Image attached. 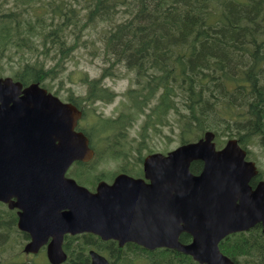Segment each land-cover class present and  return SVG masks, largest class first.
Instances as JSON below:
<instances>
[{"label": "trees", "instance_id": "trees-1", "mask_svg": "<svg viewBox=\"0 0 264 264\" xmlns=\"http://www.w3.org/2000/svg\"><path fill=\"white\" fill-rule=\"evenodd\" d=\"M80 9L88 21L111 25L100 37L107 61L101 75L131 81L125 93L130 112L116 118L97 116L94 123L106 135V144L121 143L124 135L117 132L127 125L124 118L136 119L132 112L144 114L143 128L155 131L172 112L180 143L210 130L218 146L227 138L237 139L248 158L250 146L264 147V0H0V76L9 75L23 85L37 82L49 90L46 82L64 70L74 48L69 34L77 29ZM87 76L79 74L89 84L85 100H113L112 91L97 85L101 78ZM70 99L85 120L81 101ZM142 159L139 155L136 160ZM91 163L77 162L71 176L80 184L96 181L99 176H94ZM201 167V161H194L190 169L198 173ZM15 222L14 212L0 202V264H21L23 242L7 240ZM79 237L70 240L64 264H89L91 248L106 252L113 264H198L175 250H147L134 243L119 247L110 241L104 246L93 235ZM179 239L187 243L190 236L182 233ZM218 246L234 264H264L260 225L227 235Z\"/></svg>", "mask_w": 264, "mask_h": 264}, {"label": "water", "instance_id": "water-1", "mask_svg": "<svg viewBox=\"0 0 264 264\" xmlns=\"http://www.w3.org/2000/svg\"><path fill=\"white\" fill-rule=\"evenodd\" d=\"M80 116L37 82L0 77V201L17 209V226L31 237L25 252L46 245L49 262L60 264L64 234L88 232L119 246L177 250L199 264H234L219 242L257 224L264 232V180L251 185L258 170L236 139L217 150L206 131L166 154L145 156L143 177L120 173L90 191L65 176L73 161L93 155L74 129ZM194 161L202 162L196 174ZM182 233L190 242L180 241ZM89 255L91 264H110L94 250Z\"/></svg>", "mask_w": 264, "mask_h": 264}, {"label": "rangeland", "instance_id": "rangeland-1", "mask_svg": "<svg viewBox=\"0 0 264 264\" xmlns=\"http://www.w3.org/2000/svg\"><path fill=\"white\" fill-rule=\"evenodd\" d=\"M76 7H79V5ZM77 14L80 17L77 18L79 24L76 26L77 29H71L69 34V44L73 45L74 48L68 54L64 70L58 72L51 81H47L46 86L50 88L49 90L51 92H56V95L64 101L69 98H77L81 101L84 111L87 113L86 120L81 121L82 128L91 132L92 144L100 149L101 155L100 158L91 163V170L95 177L101 176L104 180L108 181L111 179V173L113 172L117 173L121 169L137 170L138 165L135 164V161L139 155H145L154 151L165 153L178 146L180 143L179 125H177V117L171 112L169 113V119H167L168 122L157 125L156 131L148 128L146 125L143 128L144 114H135L132 112V114L136 115V119H129L130 116L126 115L127 117L125 116L126 118L124 120H127V125L124 126L120 133L117 132L118 135H124L123 138L121 137V143L114 140L113 144H106V135L97 132L94 123H96L97 116L116 118L122 112H125V114L128 111L130 112V110L126 109L128 101L125 93L131 86V81L128 77L115 76L105 78L103 83L109 91L114 93L113 100H96L93 102L85 100L86 94L89 91L88 84L80 80L79 74L84 75L86 73L89 80L101 75L103 65L107 61L103 60L105 51L103 50L100 37L105 35V32H107V29L111 25L107 21H88L86 12L82 9L77 11ZM95 133H99V135ZM112 134L113 131L110 135ZM139 148L141 149L140 152ZM250 149L252 150V155L249 159L256 160L257 164L262 168V176L264 178V147L252 145ZM107 150L112 151L114 154L108 155ZM109 175H111L110 178ZM85 177L86 173H84L82 179ZM95 185V179L86 182L87 187L94 188ZM17 234L11 232L7 240H15L18 243L20 239L17 237ZM18 246L20 247V244ZM22 246L23 243H21ZM21 249L18 255L19 259H21L22 255ZM37 262L41 263L40 258Z\"/></svg>", "mask_w": 264, "mask_h": 264}, {"label": "flooded vegetation", "instance_id": "flooded-vegetation-1", "mask_svg": "<svg viewBox=\"0 0 264 264\" xmlns=\"http://www.w3.org/2000/svg\"><path fill=\"white\" fill-rule=\"evenodd\" d=\"M103 60L106 61L105 59H103ZM108 77H114V76H113V75H112V76H110V75H102V78L98 81L97 85H98V86H105L104 83H103V81H104L105 78H108ZM88 89H89V84H88ZM58 97H59V96H58ZM59 98H60V97H59ZM60 99H61V98H60ZM61 100L64 101L63 99H61ZM69 100H70V98H69ZM99 100L102 101L103 99H99ZM65 102H71V100H70V101H65ZM71 103H72V102H71ZM95 128H96V130H97V132H98V128H99V126L96 125ZM75 129H76L77 131H81V132H83L87 137H89L90 139H92V134H91V132H90V131L88 132V130L82 128V125H80L79 123H78V125L75 126ZM95 134H96V135H99V133H95ZM125 157L128 158L126 155H125ZM125 157H124V158H125ZM126 158H125V159H126ZM143 158H144V157H143ZM142 160H143V159H142ZM85 163H88V162H85ZM142 163H143V162L140 161V160L137 161L136 164H139V166L137 167L138 169H139V167H141V169H142ZM122 172H124L123 169H121L119 172H117V173H115V174H114V172L111 173V175H112L111 179L108 180V181L106 180V182L111 183V182L113 181L114 177H115L118 173H122ZM142 172H143V171H142ZM138 174H139V172L135 173L134 176H138ZM111 175H109V176H111ZM141 176H142V175H141ZM141 176H140V177H141ZM105 178H106V177H105ZM101 179H104V178H102L101 176H99V178L97 177V179H96V180H97V181H96V185H97V183L99 182V180H101ZM106 179H107V178H106ZM254 179H255V178H254ZM257 179H259V178H257ZM255 183H256V179H255V181H251V184L255 185ZM96 185H95L94 188H91L92 191L95 190ZM11 211L14 212L15 216L17 215V210H16V209H13V210H11ZM16 217H17V216H16ZM15 225L17 226V221L15 222ZM13 232H15L16 234L18 233V234H17V237H18L21 241H23V247L25 246L26 243H28V241L31 240L30 235H29L26 231H22V230H19L18 228H16V230H14ZM81 235H88V236H90V237H92V235H93L95 238L98 237V236H96L95 234L87 233V232L78 233V234H70V233H66V234H64V236H63V241H62V249H63V251L65 252L67 258H69L68 249H69V248L71 247V245H72V244L69 243L70 240H71V239H76L77 237H78V238H77L76 240H78V239L80 238L79 236H81ZM67 238H69V239H68L67 242H66V239H67ZM95 238H94V239H95ZM98 238L103 242L102 245H104V246L107 244V241H110V242H112V243H116V245H118V241H116V240H113V239H110V240H102L100 237H98ZM51 239H52V237H49L48 240H47V242H50ZM65 242H66V243H65ZM67 244L69 245L68 247H67ZM126 244H129V243H126ZM118 246H119V245H118ZM119 247H123V246H119ZM89 251H90V249L87 251V254H88V256H89L88 263L91 264V258H90V255H89ZM99 253H101V254H103L104 256H106V257L109 259L110 263L113 264V262H114L113 258H112L111 256H109L106 252H101V251H99ZM24 255H25V257L23 258ZM39 258H40L41 263L45 262V263H47V264H52V263L49 262V260H48V258H47V255H46V245L42 246V247L38 250V252H36V253L24 252V251H23V248H22V255H21V260H22V261H21V264H41V263L37 262ZM66 260H67V259H66ZM45 263H43V264H45ZM64 263H65V261L62 262V263H60V264H64Z\"/></svg>", "mask_w": 264, "mask_h": 264}]
</instances>
